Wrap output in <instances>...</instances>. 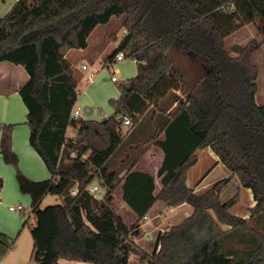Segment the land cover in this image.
<instances>
[{
    "label": "trees",
    "instance_id": "16d2710c",
    "mask_svg": "<svg viewBox=\"0 0 264 264\" xmlns=\"http://www.w3.org/2000/svg\"><path fill=\"white\" fill-rule=\"evenodd\" d=\"M116 17L128 36L114 56L123 51L136 62L132 90L120 85V97L110 101L114 114L105 122H71L79 80L66 55L87 49L93 31ZM236 18L242 20L238 28L254 26L261 41L227 49L230 33L223 28ZM262 47L264 0H18L0 18V64L21 66L29 76L19 89L29 141L52 175L47 182L28 181L11 148L12 127L4 128L1 154L33 199L31 259L129 264L135 255L142 264H264V234L252 226L264 224V105L256 102L254 62ZM124 117L132 125L123 136ZM70 125H80L73 139L67 137ZM98 131L107 137L106 147L93 143ZM151 147L165 155L157 195L152 176L133 172ZM207 148L239 177L241 188L251 190L256 204L248 218L231 212L239 192L221 201L231 176L203 194L187 185L198 152ZM94 182L106 189L101 199L89 190ZM121 185L139 219L157 202L188 204L193 213L161 233L148 254L132 238L136 226L113 207ZM2 187L0 177V192ZM49 194L61 203L42 208Z\"/></svg>",
    "mask_w": 264,
    "mask_h": 264
},
{
    "label": "crops",
    "instance_id": "0c3cea01",
    "mask_svg": "<svg viewBox=\"0 0 264 264\" xmlns=\"http://www.w3.org/2000/svg\"><path fill=\"white\" fill-rule=\"evenodd\" d=\"M18 0H0V18L4 17L7 15L10 10L13 8V6L17 3ZM99 27V26H98ZM98 27L93 31V33L90 35L88 39V47L87 49H84L82 52H77L74 51V49L70 50L66 57L68 58L69 55H80V57L86 58L89 62L95 64V62L99 61L101 65V69H108L110 68H105V64L109 63L111 59H109L111 56H114V54L117 52L116 47H113L112 41L116 42L117 40V35L112 34L111 37L107 36L105 34L103 36V41L100 40L99 36L96 33ZM95 35V36H94ZM128 60H131L127 58ZM69 60V59H68ZM70 61V60H69ZM125 61V60H124ZM119 62L117 65H120V67L115 71L111 72L117 73L119 72L124 79L130 78L128 81H130L133 77L137 75V66L136 69L133 68V66L129 63V71L128 73L126 72V68H124L125 62ZM133 61V60H132ZM136 65V62L133 61ZM116 65V66H117ZM84 64L81 66L83 67ZM113 67V66H112ZM136 70V71H134ZM135 74V75H134ZM99 75V71H97V75L94 77H91L89 80V87L87 86L85 91L81 93L79 90V95L80 98L78 97V106L77 109L82 110L83 114L82 116H86L88 119L85 121H91V122H97V123H102L105 122L107 119H109L113 114H114V109L111 107L109 109L107 105L105 104V101L109 100L108 103L110 105V101L112 99H117L120 97V94L116 92L114 87L110 86V91L109 93L104 97L103 100H91L89 97V93L91 94L93 89L92 87L96 84L93 81L97 80V77ZM132 76V77H131ZM99 78V77H98ZM80 79V76H79ZM78 79V80H79ZM29 80V76L27 72L21 67L14 65L9 62H3L0 64V177L3 180V187L0 192V264H25V255L22 256L23 259L20 260H15L13 257L15 256V253L17 252V249H15V243L13 240H15V237L17 236L21 226L23 227L24 222L22 220V217L20 214H23L21 211H25L24 203L29 204L30 207L32 208L33 212V199L32 196L28 193H24L20 187V183L18 182L17 179V171L16 168L7 163L4 160V157L1 154V141H2V134L4 131V128L11 126L12 127V137H11V148L14 154H16L18 158V169L19 171L24 175V177L32 182V183H43L50 181L52 178V175L48 168L46 167L44 161L40 157V155L33 149V147L30 145V130L27 124V108L22 100L20 94H19V89ZM111 80V78H110ZM128 81H121V79H118V82L115 83L117 84V87L125 84ZM94 84H93V83ZM112 82V81H111ZM114 83V82H113ZM121 83V84H119ZM79 84V83H78ZM93 84V86H91ZM91 87V88H90ZM95 91L97 89L96 86H94ZM89 90V91H88ZM119 91L121 93L120 87ZM177 95H180L179 92H177ZM181 96V95H180ZM94 104H96L101 111L102 114H108L106 118H100L99 115L97 114V111L94 107ZM177 105L176 102L173 103L172 108H174ZM79 110V111H80ZM106 110V113H105ZM109 112V113H107ZM82 113V112H81ZM103 115V116H104ZM126 126L122 125V134L123 136L126 134L127 129L125 128ZM77 133V132H76ZM75 133V134H76ZM102 136L103 139L105 138L108 144L107 137L105 134L101 132H96L95 135H93V140L94 141V136L96 137ZM69 138V137H68ZM161 140L164 139V136L162 135L160 137ZM94 143V142H93ZM95 144V143H94ZM153 149H155V156L156 158H153L154 152H151ZM212 153L215 155V153L212 151ZM216 156V155H215ZM164 152L159 148V147H151L140 159V161L136 164V166L133 169V172H138L142 174H148L154 178L155 182V191L154 194L157 195L163 188L162 183H161V178L158 177V171L161 168L163 161H164ZM217 157V156H216ZM152 160L150 163L147 165H150V168L147 170L141 169L143 166V162L145 163L146 160ZM218 162L219 158L217 157ZM149 162V161H148ZM221 163V162H220ZM154 166V168H153ZM197 166V165H196ZM196 166H194L192 169H194ZM153 168V169H152ZM192 169L189 171L188 175L192 171ZM232 179H234V175H230ZM195 180H192V183H189V179H187V185L194 189L196 194H203L207 189L210 187L206 188L203 186V180L204 178L199 179V177L195 176ZM247 189V188H243ZM250 190V189H248ZM251 191V190H250ZM120 192V199H121V204H122V210L124 212L125 216H121V218L124 220V222L131 227L132 225L141 222L143 219H139L138 215L130 208V206L124 201L123 199V190H122V185L116 190L115 195ZM100 197L102 198L105 193L106 189L101 188L98 192ZM114 195V198H115ZM253 196V195H252ZM47 197V195L43 198L42 202L44 199ZM254 201V200H253ZM41 202V205H42ZM114 202V201H113ZM254 201V205H255ZM21 205L22 209L17 211V210H10L11 207H17ZM159 205V206H158ZM252 205L251 208L254 206ZM156 206L158 209L160 207L165 208L164 211H156V215H154V218L152 219L153 221L158 220L157 216L163 217L162 220L164 221H171L176 219V217L173 219L171 218V214L175 215L177 212L179 213V209L183 208V214L179 215L178 214V220L176 223L172 224L171 226H167V230L170 229L173 226H177L181 224L185 219H187L191 214L193 213V208L188 205L184 204L182 206H179L177 208H169L166 205L162 203H155L153 207ZM152 207V208H153ZM150 209V211L152 210ZM149 211V212H150ZM30 213V215L32 214ZM148 212V213H149ZM147 213V214H148ZM29 215V216H30ZM147 216V215H146ZM146 216L144 218H146ZM240 216V215H239ZM241 217L243 218H248L249 215L243 214ZM129 219V220H128ZM131 220V221H130ZM177 220V219H176ZM23 222V224H22ZM140 226L136 229L138 230ZM224 229H227V227L224 226ZM164 229H162L163 231ZM161 231V232H162ZM160 233V231H159ZM161 234V233H160ZM157 239L158 236L154 239L155 242V248L157 245ZM136 242V241H135ZM14 244V246H13ZM17 244V240H16ZM138 245V244H137ZM141 248V247H140ZM12 254V258H10V255ZM18 254H20L18 252ZM14 255V256H13ZM59 264H94V263H86V262H77V261H69L66 259H61L59 260Z\"/></svg>",
    "mask_w": 264,
    "mask_h": 264
},
{
    "label": "rangeland",
    "instance_id": "374dc122",
    "mask_svg": "<svg viewBox=\"0 0 264 264\" xmlns=\"http://www.w3.org/2000/svg\"><path fill=\"white\" fill-rule=\"evenodd\" d=\"M241 21L242 20L240 18H236L233 21V23L230 25V27L223 28L225 32L230 33L225 39L227 49H231L235 45L245 46L251 40H254V39L261 41V37L257 35L256 29L254 26L247 24L241 28L240 27L238 28ZM121 24H122V18H117V17L113 18L111 22L108 23L107 25H100L95 34L99 36L101 41H103V36L107 33H108L107 36H110V37L113 33L116 34L117 40L116 42L112 41V44H113V47H116V49L118 50L121 48V46L123 45L124 41L126 40L128 36L125 29L121 26ZM74 51L82 52L84 50L74 49ZM67 59H69L70 62L72 63L77 79H79V76H80L79 84H78V91L80 90L81 93H83L86 87L89 85V82L87 80L91 78L90 77L91 74L99 71V75H98L99 78L97 77V80L93 81L94 83L96 82L94 86H96L97 89L93 91L95 87L93 86L94 83L92 82L93 84H91V86H93L92 87L93 89H91L92 92L91 94L89 93L88 98H90L91 100H94V99L103 100L104 97L109 93L110 86L111 87L113 86L116 92L121 95L119 91L120 86L117 87V84L111 82L110 80L111 72H113L114 70L116 71L120 67V65L113 66L110 68V70H108V69H101V65L99 61L93 64L89 62L86 58L80 57V55L72 54V55H69ZM124 62L126 64L124 65V68H126L127 73L130 70L128 67L129 63L133 66V68L136 69V65L132 60L126 59ZM254 62L259 69L258 78L256 80V83L258 85V92L256 94V102L259 105H264V47H262L258 51V53H256V55L254 56ZM83 64L86 67V69H82L81 66ZM184 67L186 69H190L191 68L190 62H186ZM116 76L118 77L119 80L121 79V81H128L130 79V78L124 79L123 77H121L122 75L119 72L116 73ZM78 97L80 98V95H78ZM108 101L109 100L105 101V104L107 105L109 109H111L112 106L109 105ZM78 103L79 102L77 101L75 105V109H77L78 106L80 107ZM94 107L97 111V114L99 115V119L107 117L108 114H105V115L102 114L101 113L102 110L100 111L96 104H94ZM80 112H82L83 114L82 110H80ZM105 113H106V110H105ZM148 118L149 116H147V119ZM87 119L88 118L86 116L84 115L82 116V120H87ZM79 128H80V125L69 128L67 131V137L73 139L76 135L75 133L79 130ZM125 128L128 129V127H125ZM93 134L95 135L96 133L94 132ZM93 142L95 143V146L100 147V148L107 146V141L105 138L103 139L102 136L100 137H98L97 135L96 137L94 136ZM151 152H154L153 158L155 159L156 158L155 149H153ZM198 157H199V161H198L197 166L194 169H192V171L188 175L189 183H192V180H195L196 178L195 176L199 177V179L204 178L206 176L205 179L203 180V186L208 188L214 185L216 182L232 175L230 171L222 163L218 162L217 157L212 153V150L210 148L199 151ZM116 161L118 160L116 159ZM151 161L152 160L147 159L145 163L143 162V166L141 167V169L143 170L149 169L150 165H147V164L150 163ZM234 176H235L234 179H232L229 185L222 191L220 195L221 201L226 202L229 199H231L237 192H239V201L231 209V212L234 215H237V216L240 215V217L243 214L250 216L249 210L251 209V206L254 205L252 192L248 189L241 188L239 177L237 175H234ZM97 185L98 183L94 182L92 187L97 186ZM100 195L101 194H99L98 192L95 194L96 197H100ZM119 195H120V192L115 195L113 207L115 208V210L120 216L123 215L126 217V215L124 214L122 210L123 207H122L121 199ZM60 203H61V199L59 196L49 194L42 202L41 207L45 208V207H48L51 205H57ZM23 205L25 207V211H21L22 213L23 212L24 213L20 215L22 217L23 222L27 221V224L23 227L21 226L17 236L15 237V240H13L15 243V249H17V252L15 253V256L13 255L14 256L13 258L17 261L18 260L21 261V259L23 258L20 255L23 254V256L25 255V260H24L26 261L25 264H37L34 260L31 259V254L33 250V239L31 235V228L35 225L36 219L33 214L30 215V213L32 212V208L30 207V205L25 204V203ZM182 209L183 208H181V210L179 209V213L177 212L175 215L173 214L170 215L171 218L173 217L174 219L176 217L177 220L174 219L171 221H164L162 220L163 217L157 216L158 220L153 221L152 219L154 218V215H156V211L158 212V210L159 211L165 210V208L163 207H160L158 209V207L154 206L152 210L147 214L146 218H143L141 222L136 223L131 226V227L136 226L132 233V238L136 241L138 246L141 247L145 252H147L148 254L153 253L155 250V242H156L154 239L157 236H159L160 233H164L165 231H167V228H166L167 226H171L177 221H180L178 219H180L181 217L178 218L177 216L178 214L179 215L183 214ZM258 225L257 223H252L253 227L257 228L264 234V224L262 226L261 225L258 226ZM139 226L140 228L136 230ZM162 229L164 230L162 231ZM16 240H17V244H16ZM18 252L20 254H18ZM10 258H12V254L10 255ZM140 261L141 259L139 256L131 255L129 264H142Z\"/></svg>",
    "mask_w": 264,
    "mask_h": 264
},
{
    "label": "built area",
    "instance_id": "2783aa9c",
    "mask_svg": "<svg viewBox=\"0 0 264 264\" xmlns=\"http://www.w3.org/2000/svg\"><path fill=\"white\" fill-rule=\"evenodd\" d=\"M126 59H127V56L125 55V52H123V51L118 52V53H117V54L111 59V61H110L107 65L105 64V68H111L112 66H116L119 62H122V61H124V60H126ZM82 69H86V67L83 66ZM95 75H97V72H96V73H92V74H91V77H94ZM111 81L114 82V83H117V82H118V77L116 76L115 73H113V74L111 73ZM80 120H82V113H81L78 109H74V110L72 111V113H71L70 121H71V122H78V121H80ZM122 125H123V126H126V127H130V126L132 125V122H131V120H130L128 117H124L123 122H122ZM71 127H72V125H70V126L68 127V129L71 128ZM89 190H90V192H91L92 194L95 195L97 192H99L100 188H99V186L97 185V186H93V187H91ZM73 193H75V191H74ZM21 209H22V206H21V205H19V206H17V207H11V208H10V210H12V211H14V210L19 211V210H21ZM165 232H166V231H165ZM165 232H164V233H165Z\"/></svg>",
    "mask_w": 264,
    "mask_h": 264
},
{
    "label": "water",
    "instance_id": "95a60500",
    "mask_svg": "<svg viewBox=\"0 0 264 264\" xmlns=\"http://www.w3.org/2000/svg\"><path fill=\"white\" fill-rule=\"evenodd\" d=\"M124 87L126 91H131L132 90V82L128 81L124 84Z\"/></svg>",
    "mask_w": 264,
    "mask_h": 264
}]
</instances>
